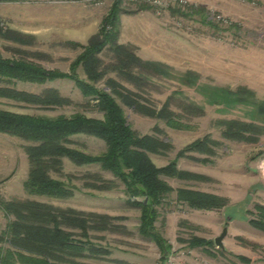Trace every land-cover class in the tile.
<instances>
[{
	"label": "rangeland",
	"instance_id": "1",
	"mask_svg": "<svg viewBox=\"0 0 264 264\" xmlns=\"http://www.w3.org/2000/svg\"><path fill=\"white\" fill-rule=\"evenodd\" d=\"M114 1H0V55L63 75L44 84L0 82V87L40 96L55 90L68 101L41 106L0 97V109L48 118L81 114L102 120L98 100L83 97L71 79L74 65L79 80L115 98L137 137H154L167 145L166 150L147 152V156L157 168L174 163L180 173L160 177L171 191L155 207L153 221L155 232L171 245V256H179L177 264H241L237 255L248 258L250 264H264V233L249 225L255 205L264 207V0H187L183 8L162 12L123 0L117 44L145 63L161 65V70L156 69L161 73L134 64L124 69L129 75L119 72L113 68L118 63L116 54L106 45L97 54L101 76L90 81L83 66L75 62L100 30ZM108 80L119 85L118 92L138 95L139 103L154 114L124 105ZM190 104L201 112L188 113L185 108ZM161 109L170 110L183 127L167 126ZM71 139L70 147L89 155L101 154L106 148L94 137ZM196 141L205 144V151L190 149ZM31 145L34 143L0 133V236L15 219L3 204L33 201L111 218L107 229L94 227L98 220L88 218L92 227L87 228L86 238L78 227L61 223L60 228L73 234L74 241L103 250L98 257L76 258L73 264H159L156 244L138 232L140 208L127 202L146 204V198L129 197L124 183L99 165L79 166L67 158L61 159L59 172L52 170L49 175L73 188L71 198L30 194L24 182L30 168L25 148ZM179 190L214 195L223 206L191 208L177 201ZM224 227L223 254L216 247L209 248V253L186 247L192 237L213 241ZM243 242L262 247L253 250ZM6 249L15 250L3 237L0 259Z\"/></svg>",
	"mask_w": 264,
	"mask_h": 264
},
{
	"label": "trees",
	"instance_id": "2",
	"mask_svg": "<svg viewBox=\"0 0 264 264\" xmlns=\"http://www.w3.org/2000/svg\"><path fill=\"white\" fill-rule=\"evenodd\" d=\"M122 1L115 0L113 2L101 23L100 30L92 36L88 46L84 47V51L76 59L75 64L83 66L90 81H95L101 76L97 71L100 64L97 54L106 45H109V48L116 54L118 63L113 68L118 69L119 72L129 75V72H125L124 69L129 68L132 64L140 65L146 69L152 68L153 71H156L157 68L161 70V65L145 63L134 56L126 47L117 44ZM211 26L215 27L214 25ZM74 67L73 65L71 79L83 97H92L98 100L97 108L104 115L102 120L88 118L81 114L48 118L16 114L0 109V133L34 143V145L25 148L30 168L28 178L24 182V188L33 195L56 199L71 198L73 188L52 179L49 175L50 171L59 172L62 158H67L79 166L99 165L102 170L108 171L124 183L129 197L141 196L147 199L146 204L143 201L137 202L130 199L127 202L140 208L138 232L156 244L160 252L159 264H164L171 252V245L155 232L153 221L156 218L155 207L161 204L164 196L171 191V188L160 177H178L180 173L176 171L174 163L164 168L155 167L147 156V152L160 153L161 150L167 149V145L154 137H137L126 124L123 109L115 98L107 92L97 90L79 80L75 75ZM61 77L63 75L59 72H48L30 62L6 59L0 55V82L5 84H13L16 81L44 84L46 81ZM107 82L109 87L118 96H121L124 105L139 113L154 114V111L139 103V100L136 99L139 98L138 95L131 92L122 94L116 89L119 87L116 82L113 80ZM0 97L41 106L68 103L65 99L60 98L55 90H47L43 96H40L0 87ZM185 110L192 115L201 112L200 108L191 104L186 106ZM160 113L167 126L175 129L183 127L170 110L161 109ZM235 124L237 125L236 122L228 123L231 126ZM79 135L90 136L103 141L106 145L105 151L98 155H89L70 147L73 143L71 138ZM190 149L205 151L206 147L202 141H196L190 145ZM201 161L205 162L206 160ZM95 178L101 180L98 176ZM91 187L96 188L98 186L92 184ZM99 187L108 188V186ZM177 201L201 210H214L223 206V201L220 198L191 190H179ZM3 207L6 213L11 214L15 219L1 234L0 240L7 237L15 250L6 249L0 259V264H16L17 261L23 264H73V260L76 258L98 257V254L103 252L99 248L87 245L88 242L84 244L80 240L74 241L71 238L73 234L62 230L60 225L63 223L76 226L82 231V236L86 238L87 228L92 227V225H88V218L98 220L96 221L98 226L94 227L107 229L108 221L111 218L106 215H86L72 209L52 208L33 201L8 202L4 203ZM254 208V218L249 219V225L264 233V207L255 205ZM180 241L185 242L184 240ZM243 243L253 250L262 247L250 242ZM185 244L188 249L200 247L205 253H209V248H215L213 241L195 237L190 238ZM261 249L264 250V247ZM219 253L223 254L224 251L219 250ZM235 258L241 264L251 263L248 258L241 255H237Z\"/></svg>",
	"mask_w": 264,
	"mask_h": 264
},
{
	"label": "built area",
	"instance_id": "3",
	"mask_svg": "<svg viewBox=\"0 0 264 264\" xmlns=\"http://www.w3.org/2000/svg\"><path fill=\"white\" fill-rule=\"evenodd\" d=\"M129 2L135 3V4H141L146 5L154 10L157 11H167L171 8H183L187 6V0H127ZM174 253L171 248V252L168 255L167 259L165 260L164 264H177L176 258L178 259L179 256L175 254V256H171ZM172 259V260H171Z\"/></svg>",
	"mask_w": 264,
	"mask_h": 264
},
{
	"label": "water",
	"instance_id": "4",
	"mask_svg": "<svg viewBox=\"0 0 264 264\" xmlns=\"http://www.w3.org/2000/svg\"><path fill=\"white\" fill-rule=\"evenodd\" d=\"M226 235H227V228L224 227V228L221 230V233H220L217 237H215V238L213 239V243H214V245H215L216 248H219V249H221V250L224 249V246H223V239L226 237Z\"/></svg>",
	"mask_w": 264,
	"mask_h": 264
},
{
	"label": "crops",
	"instance_id": "5",
	"mask_svg": "<svg viewBox=\"0 0 264 264\" xmlns=\"http://www.w3.org/2000/svg\"><path fill=\"white\" fill-rule=\"evenodd\" d=\"M189 251V250H188Z\"/></svg>",
	"mask_w": 264,
	"mask_h": 264
}]
</instances>
